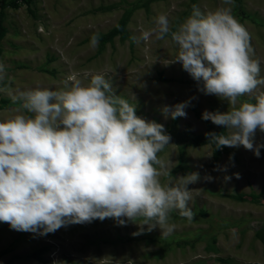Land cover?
Masks as SVG:
<instances>
[{
    "label": "rangeland",
    "instance_id": "rangeland-1",
    "mask_svg": "<svg viewBox=\"0 0 264 264\" xmlns=\"http://www.w3.org/2000/svg\"><path fill=\"white\" fill-rule=\"evenodd\" d=\"M13 1L0 0L5 5L0 7V63L6 71L0 121L31 115L11 99L17 90H58L69 75L87 83L91 75L103 74L138 116L165 126L171 141L158 155L171 174L199 172L201 179L189 185L194 218L173 213L175 227L168 235L158 227L147 231L144 226L141 232L131 222L118 226L111 218L71 224L46 236L0 222V264H264V147L256 157L243 146L223 147L216 155L213 144L194 145L193 136L218 127L202 113L226 112L228 102L201 93L180 63H170L178 53L170 36L131 40L153 29L159 14L168 16L174 31L193 4L206 13L224 7L222 0ZM232 15L250 33L264 77V0H234ZM115 27L118 32L103 42ZM93 34L99 35L97 46ZM184 101H190L186 118H164L163 106ZM240 101L255 103L254 96ZM255 143L264 144V133L257 131ZM209 175L211 181L204 179Z\"/></svg>",
    "mask_w": 264,
    "mask_h": 264
},
{
    "label": "clouds",
    "instance_id": "clouds-1",
    "mask_svg": "<svg viewBox=\"0 0 264 264\" xmlns=\"http://www.w3.org/2000/svg\"><path fill=\"white\" fill-rule=\"evenodd\" d=\"M222 4L206 13L193 4L174 31L168 16L159 14L153 29L131 39L170 36L178 48L170 63H180L201 93L229 104L226 112L202 113L203 120L225 129L206 133L208 141L217 149L243 146L259 157L264 144L255 137L264 133V91L257 90L264 77L250 33L232 15L234 0ZM90 39L98 45V34ZM5 76L0 63V82ZM243 96H254L255 103L240 101ZM11 99L31 113L0 121V222L12 230L46 236L111 218L118 226L131 222L141 232L158 227L168 235L175 227L173 213L194 218L189 185L200 181V173L171 174L158 155L171 141L165 126L138 116L103 74L87 83L69 75L61 89L17 90ZM189 104L165 105L162 115L186 118Z\"/></svg>",
    "mask_w": 264,
    "mask_h": 264
},
{
    "label": "trees",
    "instance_id": "trees-1",
    "mask_svg": "<svg viewBox=\"0 0 264 264\" xmlns=\"http://www.w3.org/2000/svg\"><path fill=\"white\" fill-rule=\"evenodd\" d=\"M13 1V0H12ZM1 6H5L3 3H1ZM0 6V7H1ZM13 6L14 7H16L17 6V4L13 1ZM1 10V9H0ZM0 16L2 17V13L0 12ZM2 32H3V27H2V25H1V22H0V35L2 34ZM118 32V28H113L112 30H110L109 32H108V34H106L105 36H102V38H103V42H106V41H108L111 37H113L116 33ZM223 131H225V129L224 128H222V127H217L216 129H211V128H208L205 132H203V133H201V134H197V135H195V136H193L192 137V143L194 144V145H204V144H208V143H210V144H213V143H211V142H209L208 141V137H207V135H206V133H209V132H216V133H221V132H223ZM214 145V148H215V144H213ZM217 153H218V151H217V148H215V154L217 155ZM37 254L35 253V256H36Z\"/></svg>",
    "mask_w": 264,
    "mask_h": 264
},
{
    "label": "bare ground",
    "instance_id": "bare-ground-1",
    "mask_svg": "<svg viewBox=\"0 0 264 264\" xmlns=\"http://www.w3.org/2000/svg\"><path fill=\"white\" fill-rule=\"evenodd\" d=\"M90 10V9H89ZM235 15V14H234ZM123 33H124V31H123ZM122 35V34H121ZM125 35V34H124ZM129 36V35H128ZM131 36V35H130ZM132 40V39H131ZM79 68V67H78ZM75 74V73H74ZM10 83V82H9ZM107 221H109L108 219H107ZM22 234V233H21ZM82 237V236H81ZM83 238H85V237H83Z\"/></svg>",
    "mask_w": 264,
    "mask_h": 264
}]
</instances>
